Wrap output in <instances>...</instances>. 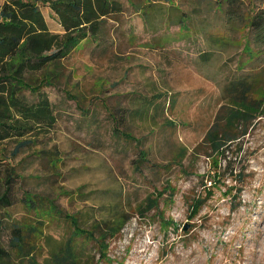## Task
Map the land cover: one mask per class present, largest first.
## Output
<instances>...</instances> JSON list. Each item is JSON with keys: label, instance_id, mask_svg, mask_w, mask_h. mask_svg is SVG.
Masks as SVG:
<instances>
[{"label": "rangeland", "instance_id": "1", "mask_svg": "<svg viewBox=\"0 0 264 264\" xmlns=\"http://www.w3.org/2000/svg\"><path fill=\"white\" fill-rule=\"evenodd\" d=\"M122 1L117 22L63 62L69 83L44 89L56 122L10 159L21 180L9 213L22 217L28 191L78 213L85 226L123 215L127 223L100 264H264V119L241 139L239 152L228 154L227 170L222 159L213 168L206 157L190 156L224 104L223 87L256 64L243 48L264 47V32L253 37L242 23L228 26L212 2L173 0L135 12L131 0ZM253 7L264 15V0ZM39 10L49 30L60 32L50 9ZM110 114L128 124L134 140L113 135ZM13 148L9 143L7 152ZM180 149L187 154L179 166L173 157ZM141 151L148 161L136 169ZM51 154L60 161L55 170ZM214 169L225 184L206 197ZM197 195L202 206L191 219L187 199ZM148 197H158L157 204L142 213ZM163 220L175 227L162 228ZM45 233L64 240V223Z\"/></svg>", "mask_w": 264, "mask_h": 264}, {"label": "trees", "instance_id": "2", "mask_svg": "<svg viewBox=\"0 0 264 264\" xmlns=\"http://www.w3.org/2000/svg\"><path fill=\"white\" fill-rule=\"evenodd\" d=\"M172 1L131 0L129 4L138 12L154 3L171 4ZM198 1L215 4L218 10L224 11L228 26L233 28V23L236 27L242 23L249 36H260L264 32V15L253 9L256 0ZM244 4L246 13L242 12ZM39 5L50 9L61 27V34L49 31ZM123 12L122 0H3L0 3V264H100L109 260L106 257L109 241L121 233L127 223L124 216L85 226L78 213H65L54 200L25 191L20 199L24 214L18 220L13 219L9 211L17 200L16 190L21 177L10 159L22 149L35 145L40 135L54 126L55 112L44 89H57L63 80L69 83L63 62L83 41L104 35L110 20L117 22ZM249 50L246 53L244 47L243 53L248 57V63L256 64L223 87L224 104L216 112L201 142L190 153L193 157H206L212 161L213 168H217L222 159L228 162L227 170L231 161H227L228 154L239 152L241 139L256 122L264 119V47L258 51L249 47ZM26 93L35 96L36 101L29 102ZM64 93L69 96L67 91ZM110 115L113 135L134 140L128 124L124 128L123 119ZM9 143H14V148L8 153ZM186 154V149H180L173 157V163L180 166ZM146 156L147 152H140L134 163L136 169L148 161ZM51 161L55 170L60 161L55 154H51ZM212 171V175L207 173L206 176V182L210 183V187L205 186L206 197H210L212 189L225 184L220 170ZM158 195L161 197L162 193ZM187 200L188 216L192 219L199 212L202 199L197 195ZM157 201L158 197H148L140 211H150ZM59 221L64 223L66 231L60 242L45 233L49 224ZM170 226L175 227L172 221H162V228ZM3 233H7L4 242Z\"/></svg>", "mask_w": 264, "mask_h": 264}, {"label": "crops", "instance_id": "3", "mask_svg": "<svg viewBox=\"0 0 264 264\" xmlns=\"http://www.w3.org/2000/svg\"><path fill=\"white\" fill-rule=\"evenodd\" d=\"M46 22V21H45ZM60 26V25H59ZM48 27V26H47ZM61 28V27H60ZM49 29V28H48ZM50 31V30H49ZM51 32V31H50ZM53 33V32H52ZM62 30L60 32H58L57 34H61ZM84 42V41H83Z\"/></svg>", "mask_w": 264, "mask_h": 264}]
</instances>
